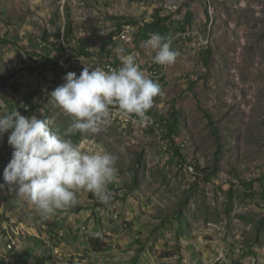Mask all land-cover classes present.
<instances>
[{
  "label": "rangeland",
  "instance_id": "obj_1",
  "mask_svg": "<svg viewBox=\"0 0 264 264\" xmlns=\"http://www.w3.org/2000/svg\"><path fill=\"white\" fill-rule=\"evenodd\" d=\"M157 8L173 20L193 14L186 33L172 36L180 55L148 112L156 111L158 126L143 130L130 115L119 116L123 125L110 115L101 132L71 137L83 151L117 158L108 205L79 191L75 206L43 220L7 186L0 189L4 264L15 245L24 256L49 229L47 241L63 250L42 247V264L81 258L69 255L71 244L58 234L60 218L74 212L96 241L77 248L106 252L102 264H264V0H0V114L19 110L64 131L71 117L50 92L68 72L79 75L83 62L101 59L99 52L120 66L121 56L137 50L151 64L155 52L137 36ZM81 45L90 57H79ZM8 134L0 139V184L13 152ZM37 258L28 251L32 263L25 262Z\"/></svg>",
  "mask_w": 264,
  "mask_h": 264
},
{
  "label": "clouds",
  "instance_id": "obj_2",
  "mask_svg": "<svg viewBox=\"0 0 264 264\" xmlns=\"http://www.w3.org/2000/svg\"><path fill=\"white\" fill-rule=\"evenodd\" d=\"M171 40L170 36L152 33L141 47L155 52L154 63L172 65L180 53L172 48ZM138 57L139 53L123 55L119 67L107 70L82 61L85 66L79 75L68 72L64 83L50 92L53 105L72 120L62 132L49 118L25 116L19 110L0 114V139L9 133L7 142L13 149L0 189L7 186L9 193L31 205L43 220L75 206L79 191L110 204L114 193L109 185L118 179L117 158L104 150L83 151L71 137L78 132H101L100 125L114 108L134 115L141 123L150 120L148 112L163 91ZM17 248L15 245L13 249L16 254Z\"/></svg>",
  "mask_w": 264,
  "mask_h": 264
},
{
  "label": "crops",
  "instance_id": "obj_3",
  "mask_svg": "<svg viewBox=\"0 0 264 264\" xmlns=\"http://www.w3.org/2000/svg\"><path fill=\"white\" fill-rule=\"evenodd\" d=\"M62 215V214H61ZM67 215V214H66ZM68 217L64 218L61 217L60 218V223H57L59 228H58V234H60L63 238H61V240H65L66 242L63 243V245H65V243H70L71 245L69 246V255L71 256H76V257H81V258H75L74 262L70 263V264H102L103 259L106 258V252L103 256L102 253H100V257L98 256L99 253L95 252L94 250H90L85 247L84 249L82 248H77V245L82 244L83 241H85L86 239L90 241L89 236H87L89 234V231L86 232V227L81 225V224H77V220L74 219L76 218V216L78 217V213L74 212L73 214L71 213L70 215H67ZM67 225V226H65ZM61 228H64V230H62ZM52 229H49L47 232L44 233V235H46L47 238H43L41 239L39 234H36L35 237H37V241H35V245L36 247H34V251L32 248H28V249H23V251L25 252L24 256H20L19 253H17L13 259H11L14 264H27L25 262L26 260V253H28V251H31L33 253V255H36L37 257V263L36 264H42L41 259L45 260L47 258V254L45 252H41L42 247H46L49 249V252L53 255L54 254H59L58 251L63 250L62 247H59V245L57 246H52L49 241H47L48 239H51L52 236ZM91 233V232H90ZM55 234V232H54ZM86 235V236H85ZM92 235V234H91ZM52 236V237H51ZM102 238V237H101ZM43 240L45 241L47 246H44L45 244H42V242L40 241ZM135 239H133V245H132V250L134 251L135 248L138 251V245L137 243H139V241L137 243H135ZM137 241V240H136ZM91 243V241L89 242ZM136 251V250H135ZM104 252V251H103ZM139 252V251H138ZM133 254L137 253V252H132ZM7 262L11 263V260H9V256H5ZM33 258V259H32ZM30 259L34 260V257H30ZM109 257L107 256L106 260H108ZM32 260L27 259L26 261H28V263H32ZM116 260V259H115ZM1 261V260H0ZM91 261V262H89ZM2 262V261H1ZM55 262V260H54ZM66 262V261H64ZM59 264V263H57ZM63 264V263H62ZM111 264H121V260H118L117 262L113 261Z\"/></svg>",
  "mask_w": 264,
  "mask_h": 264
},
{
  "label": "trees",
  "instance_id": "obj_4",
  "mask_svg": "<svg viewBox=\"0 0 264 264\" xmlns=\"http://www.w3.org/2000/svg\"><path fill=\"white\" fill-rule=\"evenodd\" d=\"M132 1H135V0H132ZM192 20H193V14L190 10L188 11L186 18L180 21V20H173L171 16H166L163 13V10L161 8H157L153 15V22L145 23V25L139 29V34L137 38L146 40L150 38V35L152 33H159L166 37L167 36L172 37L173 34L175 33H186L188 28L192 25ZM71 30L72 28L71 26H69L68 33L66 34L67 37H69ZM65 40L68 42V38L67 39L65 38ZM87 51H88L87 47L85 45H81L79 48V57H82V58L90 57V54ZM127 53H130V52H127ZM99 54L100 56H103L102 58L110 56L109 54H104L103 52H99ZM43 66H45V63L43 64ZM33 70L36 71L37 69L34 68ZM162 81L163 80L159 81L158 83L160 84ZM263 178H264V175H263ZM90 241L91 243H96V241L92 242L93 241L92 236L90 237ZM0 264H4V263L0 261Z\"/></svg>",
  "mask_w": 264,
  "mask_h": 264
},
{
  "label": "built area",
  "instance_id": "obj_5",
  "mask_svg": "<svg viewBox=\"0 0 264 264\" xmlns=\"http://www.w3.org/2000/svg\"><path fill=\"white\" fill-rule=\"evenodd\" d=\"M67 52L70 53L69 50H67ZM133 53H139L138 60L142 62V68L146 70L147 74H149L154 80L159 82V80H161L164 77L167 71L168 65L162 66L154 62H151V64H147V63L145 64L142 59L143 58L142 54L139 51L136 50V51H133ZM85 64L89 65L90 67H101V68H104L105 70H107L109 67L111 68L119 67V65L115 62L114 58L111 56H107L102 59H95L93 62H89ZM115 109L117 110V118H112V119L115 121H118L119 124L123 125V120H119V113L121 112L119 111L118 108H115ZM155 112L151 113V120H149L148 122H155L156 127H157L158 119H157V113ZM130 119L140 122L139 118L135 117L134 115H130ZM143 130H147V123H145V129Z\"/></svg>",
  "mask_w": 264,
  "mask_h": 264
},
{
  "label": "bare ground",
  "instance_id": "obj_6",
  "mask_svg": "<svg viewBox=\"0 0 264 264\" xmlns=\"http://www.w3.org/2000/svg\"><path fill=\"white\" fill-rule=\"evenodd\" d=\"M110 115L111 116H114V115H116L117 116V110L114 108L113 110H112V112L110 113ZM119 116H126L125 114H123V113H119ZM150 120H151V117H150ZM144 124V126H145V123H143ZM154 124V122H147V127H150V126H152Z\"/></svg>",
  "mask_w": 264,
  "mask_h": 264
}]
</instances>
